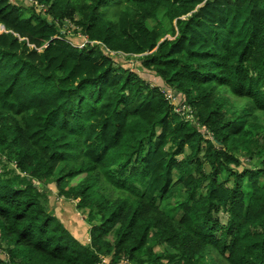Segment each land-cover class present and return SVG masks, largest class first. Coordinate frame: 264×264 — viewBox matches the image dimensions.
Instances as JSON below:
<instances>
[{"label": "trees", "instance_id": "trees-1", "mask_svg": "<svg viewBox=\"0 0 264 264\" xmlns=\"http://www.w3.org/2000/svg\"><path fill=\"white\" fill-rule=\"evenodd\" d=\"M0 27V264H264V0H0Z\"/></svg>", "mask_w": 264, "mask_h": 264}, {"label": "rangeland", "instance_id": "rangeland-1", "mask_svg": "<svg viewBox=\"0 0 264 264\" xmlns=\"http://www.w3.org/2000/svg\"><path fill=\"white\" fill-rule=\"evenodd\" d=\"M158 16L162 18V25L169 30V24L165 19L163 18V11L160 10L158 12ZM27 15V13H26ZM2 31V28L0 27V32ZM70 38H73L72 34L68 35ZM169 36V35H167ZM76 44H79L81 42H75ZM83 43L79 46H82ZM116 61L122 65L125 68H128L130 70L135 71L138 73L142 78L146 79L149 83H159L161 84V81L159 78L154 77L153 75L146 73L145 71H142L139 69V60L137 57H125L123 56L122 58H117ZM242 159L244 164L248 163H254L255 159ZM189 172H192L191 170L188 169ZM226 178V174L221 175L220 179L224 180ZM183 179L182 177H175L173 178L174 185L172 187V196L160 203V209L166 213L169 216H173L178 212V205L182 201L183 198V188L181 182ZM243 191L245 194V197H249L251 193V189L249 184L247 183V179H244V186H243ZM47 208L48 210H51L56 216L62 219L64 225L67 227V229L72 233L78 241L82 244H87L89 241V227H87V224L85 223V213L77 210L75 208V202L73 201H66L62 198L57 197L56 194V189L53 184H48L47 185ZM113 238V231L109 233L108 239ZM3 255V254H2ZM105 260L108 262V258H105ZM202 264V261H200Z\"/></svg>", "mask_w": 264, "mask_h": 264}, {"label": "built area", "instance_id": "built-area-1", "mask_svg": "<svg viewBox=\"0 0 264 264\" xmlns=\"http://www.w3.org/2000/svg\"><path fill=\"white\" fill-rule=\"evenodd\" d=\"M81 45V44H80ZM83 46V45H82ZM81 47V46H80ZM103 263H106L107 261L105 259L102 260Z\"/></svg>", "mask_w": 264, "mask_h": 264}]
</instances>
